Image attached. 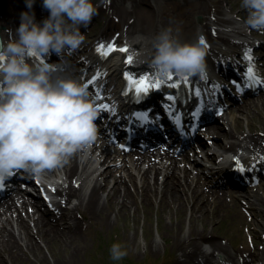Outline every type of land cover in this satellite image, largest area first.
Returning <instances> with one entry per match:
<instances>
[{"label":"bare ground","instance_id":"1","mask_svg":"<svg viewBox=\"0 0 264 264\" xmlns=\"http://www.w3.org/2000/svg\"><path fill=\"white\" fill-rule=\"evenodd\" d=\"M180 1L183 6H178L176 0H131L128 7L122 11V15L125 16L133 14L132 25L135 33L138 35L150 33L152 36L153 43L145 50L146 54L139 57L141 60L148 57L147 64L142 63L143 69L140 74L156 77L150 68V61L154 55L153 44L155 37L167 28L173 29V33L178 35L182 42L187 41L186 35L192 30L199 31L197 39L195 38L197 42L200 41L201 35L203 40H208L205 22L209 25L215 24L213 26L218 27L217 35L221 41L214 45L209 44V47L204 43L207 49L206 61L219 54L222 57H217L215 60L221 59L227 62L236 60L235 50L232 51L230 47L231 33L246 38L247 41L240 42L242 48L247 43H253L245 29L249 26L232 16H217L214 13L212 15L210 0ZM139 3L146 5L138 6ZM1 4L0 24H4L10 30L6 33V37L13 38L16 29L13 28L9 9L3 5L1 7ZM19 6L21 7L15 5L16 12ZM217 11L220 15L229 13L224 5L219 6ZM197 14L202 15L201 21H196ZM247 15L248 13H241L240 16L246 19ZM20 19V14H17L15 23L18 28ZM1 35L5 44L7 41L2 32ZM148 41L149 39L145 43ZM142 44L144 42L139 38L129 41L130 47L140 48ZM242 50L239 52L240 55L244 54ZM127 53L133 54L131 50ZM125 55L123 54V57ZM73 56L78 57L75 53ZM121 70V58L114 56L101 72V75L104 74L106 77L105 86L108 89L120 90L122 85L127 84L126 80L122 79ZM207 76L212 78L214 73L209 70ZM161 81L165 87L171 79L168 77ZM263 83V80H259V84ZM248 85L252 93L257 92V96L260 94L254 86L258 83L248 82ZM170 91L165 89V92ZM253 104L256 107L246 115L250 127L248 132L242 129L238 115L227 113L219 120L220 125L206 132L208 137L215 138L216 147H211L205 152L203 149L205 143L197 145L193 148L195 155L198 156L195 159L189 152L174 156L159 149L145 153L121 154L115 148L109 147L110 151L106 152L102 148L103 140L99 143L93 142L89 148L76 152L67 163L58 168L65 173L66 180L60 183L55 192L65 197L68 206L64 205L63 200H56L57 212L50 211L46 215H37L40 210L38 203L30 198L22 196L23 200L17 204V196L20 193L10 196L5 201L9 191L6 198L1 201L3 203L0 202V264H20L23 257L22 262L30 260L33 264H68L74 257L73 253L78 254L86 249L87 240L92 235L91 228L96 227L94 224L103 227L131 212L136 215L134 219L137 218V210L134 207H137L140 197L141 203L152 202L159 198V210L163 214L170 210L166 213L168 218L169 215L173 218L175 213H179L178 220L181 223L185 222L186 213L190 211L188 230H184L183 225L176 226L177 224L172 220L173 245L178 255L171 264H264V195L258 192L255 186L257 182H249L234 193H227L223 186L217 188L208 186L211 183L210 175L236 168L237 164L243 168L241 172L249 173L258 171V165L264 164V131L259 133L254 121H251L252 111L254 113L264 111V96L261 95L257 101L248 97H245L243 102L232 101L231 107L244 112L247 109L249 112ZM247 151L251 153V157L244 161L241 157ZM75 171H78L75 177L78 186L73 180ZM53 172L54 170L49 172L46 177H50ZM259 182L264 185V179H260ZM247 187H250V191L246 190ZM2 198L3 196L0 197ZM241 208L244 213L237 214ZM79 209L86 212L83 219H79L74 214V211ZM226 209H230L236 213V217L241 218H245L247 211L251 213L252 216L247 220V224L254 237L252 249L232 251L223 245L213 230L209 231L205 225L202 230L197 228L196 222L199 219L207 220L213 214L224 215ZM15 212H17L16 216L13 214ZM32 219L36 230L29 225ZM36 234L44 244L36 240ZM203 242L208 246L204 247ZM152 245L160 247L158 240L152 241ZM44 246L49 249L50 255L46 253ZM56 247L72 249V252L69 255H61Z\"/></svg>","mask_w":264,"mask_h":264},{"label":"clouds","instance_id":"2","mask_svg":"<svg viewBox=\"0 0 264 264\" xmlns=\"http://www.w3.org/2000/svg\"><path fill=\"white\" fill-rule=\"evenodd\" d=\"M34 2L26 0L27 8ZM43 7L49 16L42 23L23 12L14 37L0 46V182L19 171L44 180L97 137V103L87 84L64 68L97 7L94 0H43ZM241 7L248 12L245 23L264 33V0H241ZM153 48L150 68L159 79L207 76V49L200 41L182 42L167 28ZM53 53L60 62H48ZM109 251L113 261L128 254L119 243Z\"/></svg>","mask_w":264,"mask_h":264},{"label":"rangeland","instance_id":"3","mask_svg":"<svg viewBox=\"0 0 264 264\" xmlns=\"http://www.w3.org/2000/svg\"><path fill=\"white\" fill-rule=\"evenodd\" d=\"M1 7L2 5L9 9L10 18L13 22L15 29H18L15 21L17 20V14L30 11L35 15V21L37 22V17L42 13L40 8H43V0H35L33 7L28 9L26 6V0H0ZM94 3L97 7V14H100L102 7H99V0H94ZM212 7L210 13L216 10L219 6L224 5L227 7L229 12L241 15V13H247V10L241 7V0H210ZM15 5L19 6L18 12L15 11ZM182 4H180L181 6ZM216 15V11L214 12ZM209 15V14H208ZM198 15L196 18H198ZM222 16V15H220ZM227 16V15H224ZM107 17V15H106ZM39 18V17H38ZM20 25L21 19L18 20ZM206 25V23H205ZM115 23L109 18H105V22H102L98 25H88L85 27V30L82 32L84 39L93 33H99L103 31H108L112 27H115ZM5 27L4 24H0V28ZM8 28L5 27V31ZM263 95L264 91L260 93L255 99L257 101L259 97ZM255 97V96H254ZM253 107L249 112H244L243 110L238 111L237 109H232L230 112L234 115H238V118L241 121L242 129L245 132H248L250 127L246 115L250 114V111L256 107ZM244 109V108H243ZM251 121H254L256 127L259 129V133L264 131V111L261 112H251ZM221 124V123H220ZM218 125V124H216ZM260 135V134H259ZM214 142L216 140L213 138ZM216 147V144L214 143ZM194 157V155L192 156ZM209 189V188H208ZM260 195H264V185H258L257 187ZM250 191V190H249ZM137 218L134 213L123 215L117 220L114 219L111 224H106L101 227L100 224H94L96 227H92V235L88 238L87 247L85 250L79 252L78 254L73 253L74 257L69 261L68 264H113L114 261L111 259L110 248L113 244L119 243L124 250L127 251V256L124 257L123 264H171L173 263L175 257L178 255V251L173 245V230L172 225L176 223V226H182L184 230L189 229L188 217L190 211L186 213V220L184 223H181L179 219V213H175L173 218L167 217L166 213L159 210V207L156 202L151 204L138 203L136 207ZM242 208L239 209V213L243 214ZM245 218L236 217V213H233L230 209L225 210L224 215H215L208 217L207 220L202 218L196 222V226L199 230H202V227L205 225L209 231L213 230V233L217 238L232 251H246L253 248L252 236L250 235L249 227L247 220L251 218L252 215L247 211ZM136 241V244H132L130 240ZM36 240L38 242H44L36 234ZM153 240H158L160 247H149V243ZM165 242V243H164ZM130 243L131 245H128ZM204 247L208 246L203 242ZM261 245V244H260ZM145 248L144 250H141ZM46 253L50 255L49 249L44 246ZM58 251L63 252V248L56 247ZM72 252V249H67L66 255H69ZM180 252V251H179ZM72 255V256H73ZM24 260V257L22 261ZM20 264H33L30 260H25Z\"/></svg>","mask_w":264,"mask_h":264},{"label":"snow or ice","instance_id":"4","mask_svg":"<svg viewBox=\"0 0 264 264\" xmlns=\"http://www.w3.org/2000/svg\"><path fill=\"white\" fill-rule=\"evenodd\" d=\"M201 44H204L205 41L203 39L200 40ZM103 56H107L109 53L111 52H115V51H120V52H124L127 53L128 52V48L124 47V48H119L117 49L115 44H110L107 47V50H105V46L104 45H100L99 49H98ZM246 59L248 60H252V56L250 54H248L246 56ZM126 63L128 64H132L133 63V57L128 56ZM248 73L249 75H254L253 73V69L249 68L248 69ZM98 78V77H97ZM125 79L126 82L129 86V88L131 90H134L136 93L138 94H146L148 92H150L152 89H159L163 83V81H161L158 77H153L152 75H145V74H139L138 76H134L130 73H125ZM169 79H172V76L169 75ZM185 82L187 81V77H184ZM95 81L92 80L90 81V83H94ZM174 87H179V85H173ZM171 99V97H169ZM107 106H102V108H106Z\"/></svg>","mask_w":264,"mask_h":264},{"label":"water","instance_id":"5","mask_svg":"<svg viewBox=\"0 0 264 264\" xmlns=\"http://www.w3.org/2000/svg\"><path fill=\"white\" fill-rule=\"evenodd\" d=\"M1 42H2V41H1V37H0V46H1Z\"/></svg>","mask_w":264,"mask_h":264}]
</instances>
